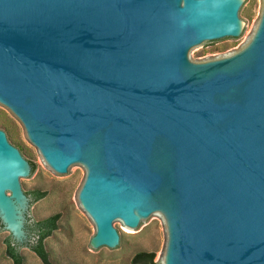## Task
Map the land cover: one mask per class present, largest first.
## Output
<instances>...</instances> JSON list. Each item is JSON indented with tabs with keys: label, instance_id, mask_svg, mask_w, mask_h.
I'll list each match as a JSON object with an SVG mask.
<instances>
[{
	"label": "water",
	"instance_id": "95a60500",
	"mask_svg": "<svg viewBox=\"0 0 264 264\" xmlns=\"http://www.w3.org/2000/svg\"><path fill=\"white\" fill-rule=\"evenodd\" d=\"M244 0H0V104L46 165L84 167L91 246L119 254L164 218V264H264V7ZM31 160L0 130V229L28 252Z\"/></svg>",
	"mask_w": 264,
	"mask_h": 264
},
{
	"label": "rangeland",
	"instance_id": "374dc122",
	"mask_svg": "<svg viewBox=\"0 0 264 264\" xmlns=\"http://www.w3.org/2000/svg\"><path fill=\"white\" fill-rule=\"evenodd\" d=\"M244 1L251 3L244 10L249 27L247 38L201 49L199 63L232 57L251 43L261 21L264 0ZM0 121L7 125V132H11L14 147L17 145L20 154L28 156L35 165L37 174L32 184H24L26 193L33 189L47 193L43 199L34 202L37 204V217L32 220L40 221L55 214L60 216L58 229L44 242L52 264H130L131 257L140 250L154 252V263L164 264L168 243V226L164 218L139 234L117 226L127 239L125 248L119 254L101 256L91 246L96 234L95 224L78 199L86 177L85 168L74 170L69 181L57 176L28 140L22 123L1 104ZM9 236L5 229H0V264H13L5 254V239ZM19 253L23 257V264H42L31 250L23 256L19 248Z\"/></svg>",
	"mask_w": 264,
	"mask_h": 264
},
{
	"label": "trees",
	"instance_id": "16d2710c",
	"mask_svg": "<svg viewBox=\"0 0 264 264\" xmlns=\"http://www.w3.org/2000/svg\"><path fill=\"white\" fill-rule=\"evenodd\" d=\"M0 130L4 132L8 131L7 125H4L1 121ZM15 147L19 149L17 145ZM30 165L33 172L35 170V165L32 163H30ZM25 194L28 195L31 198L32 203H34L43 199L47 193L39 189H33ZM59 218V214H55L40 221H33L32 219H30V223L27 225L29 237L31 238V240L27 243V248L40 259L42 264H52L50 261L49 253L45 249L44 242L53 234V232L58 229ZM5 245V254L12 261V263L23 264V257L19 253V248L16 245L12 244L10 236L5 239ZM154 260V252L140 250L131 257L130 264H155Z\"/></svg>",
	"mask_w": 264,
	"mask_h": 264
}]
</instances>
